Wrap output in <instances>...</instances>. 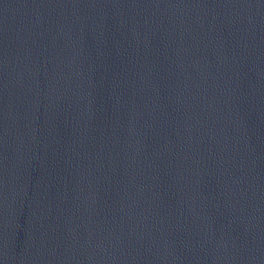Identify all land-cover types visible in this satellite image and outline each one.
Wrapping results in <instances>:
<instances>
[{
    "label": "water",
    "instance_id": "1",
    "mask_svg": "<svg viewBox=\"0 0 264 264\" xmlns=\"http://www.w3.org/2000/svg\"><path fill=\"white\" fill-rule=\"evenodd\" d=\"M0 264H264V0H0Z\"/></svg>",
    "mask_w": 264,
    "mask_h": 264
}]
</instances>
